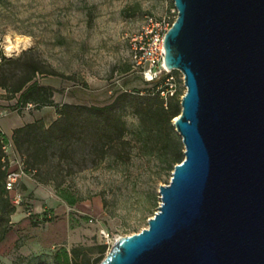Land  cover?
<instances>
[{
    "label": "water",
    "instance_id": "95a60500",
    "mask_svg": "<svg viewBox=\"0 0 264 264\" xmlns=\"http://www.w3.org/2000/svg\"><path fill=\"white\" fill-rule=\"evenodd\" d=\"M185 158L148 226L100 264H264V0H173Z\"/></svg>",
    "mask_w": 264,
    "mask_h": 264
},
{
    "label": "rangeland",
    "instance_id": "374dc122",
    "mask_svg": "<svg viewBox=\"0 0 264 264\" xmlns=\"http://www.w3.org/2000/svg\"><path fill=\"white\" fill-rule=\"evenodd\" d=\"M174 7L173 0H0V49L14 57L33 47L53 68L75 75V80L40 77L43 84L56 89V102L104 105L119 91L145 86L144 78L133 68L132 38L148 15L161 17ZM10 37L11 42L7 40ZM126 65H131V70L122 72ZM178 73L173 72L176 86L185 94L184 76ZM29 108L30 114L40 116L46 124L57 117L55 107L39 112ZM126 119L130 126L137 123L132 115ZM9 159L11 166H20L19 155L9 154ZM172 172L165 173L153 161L134 157L127 166L106 164L74 175L68 180L70 190L86 200L104 197L102 214L91 223L74 215L70 222L57 216L50 223L23 228L27 254L21 247L0 251V264H54V251L69 241L94 246L104 243L101 230L113 239L140 232L157 211L159 187L170 182ZM28 210L32 212L31 207ZM59 227H65L66 232L61 243L57 241L62 239V231L53 236Z\"/></svg>",
    "mask_w": 264,
    "mask_h": 264
},
{
    "label": "trees",
    "instance_id": "16d2710c",
    "mask_svg": "<svg viewBox=\"0 0 264 264\" xmlns=\"http://www.w3.org/2000/svg\"><path fill=\"white\" fill-rule=\"evenodd\" d=\"M131 70L126 65L122 72ZM167 77L145 81L143 88L122 90L110 103L77 104L55 101L56 89L40 81L42 76H57L75 80V75H66L43 60L35 48L23 50L18 56L9 57L0 49L1 97L16 100L10 105L21 113L32 105L35 110L55 107L57 117L46 124L42 119L25 123L13 130L11 140L0 132V247L13 229L12 215L17 205L6 188L8 174L16 170L11 166L6 147L13 145L20 156L25 173L38 183L51 186L56 194L70 206L86 200L70 190L69 178L87 170L109 166L130 165L134 157L154 162L165 173L174 170L183 161L184 144L177 133L173 120L181 113L183 90ZM178 77V76H177ZM171 94L162 91L170 89ZM137 119L130 126L126 117ZM103 208L106 200L101 197ZM157 204V201H155ZM28 210V207H26ZM30 212V210H28ZM46 209L42 218L31 213L32 225L50 222ZM93 219H90L92 222ZM21 238V237H19ZM102 238V235H101ZM21 242L14 245L20 249ZM109 246L100 242L94 246L58 247L53 253L54 264H100ZM98 253L94 257L92 254Z\"/></svg>",
    "mask_w": 264,
    "mask_h": 264
},
{
    "label": "crops",
    "instance_id": "0c3cea01",
    "mask_svg": "<svg viewBox=\"0 0 264 264\" xmlns=\"http://www.w3.org/2000/svg\"><path fill=\"white\" fill-rule=\"evenodd\" d=\"M3 93L4 90L0 88V132L4 133L11 140L13 130L16 127L22 126L25 123L32 122L36 119H41V117H34L30 114V108L28 107L21 113L16 110H12L10 105L14 104L16 100H6L2 98L1 94ZM37 112H39V110ZM7 152H10L9 154H13V156L18 155L12 144L9 145ZM13 167L18 168L17 165H14ZM18 190L22 193V201L19 205H17V210L12 215L13 229L9 232L6 239L2 243L0 247L1 252L10 250L14 247L17 241L22 240L21 252L23 254H27L24 253V250H28V244L27 241L24 240L23 233L25 231L23 228L33 226L29 219V215L31 213L39 215L40 218H42L46 209H53V211L48 214L49 217H53V220H56L57 216H62L70 222V219H73L72 216L74 215L79 219H84L91 223L90 219L99 217L104 211L101 197L96 196L92 199L79 202L74 206H70L56 194L53 187L38 183L27 173L20 178L18 182ZM26 207H31L32 212L26 210ZM73 211L76 213H72ZM50 222H45V224ZM61 231L63 232V236L61 240L57 241L58 243L66 240L65 227H59V229H56L53 236L59 235ZM75 245L76 244H74V242L70 243V241L68 245L63 244V246H66L68 249Z\"/></svg>",
    "mask_w": 264,
    "mask_h": 264
},
{
    "label": "built area",
    "instance_id": "2783aa9c",
    "mask_svg": "<svg viewBox=\"0 0 264 264\" xmlns=\"http://www.w3.org/2000/svg\"><path fill=\"white\" fill-rule=\"evenodd\" d=\"M178 15V9L174 7L169 14L161 17L148 15L142 26L141 31L132 38L131 53L133 59V68L142 75L146 81H154L162 77L168 76V81L173 79L171 70L165 65V44L164 38L167 31L172 27ZM174 84H170V89L162 91L163 95H167L168 91L172 94ZM32 107L29 104L28 108ZM25 174L23 164L11 171L6 179V188L11 192L12 201L15 205H19L22 201V193L18 190V182ZM92 221V220H91ZM104 243L109 247L113 245L117 239H113L110 233L101 230Z\"/></svg>",
    "mask_w": 264,
    "mask_h": 264
},
{
    "label": "clouds",
    "instance_id": "9594fccd",
    "mask_svg": "<svg viewBox=\"0 0 264 264\" xmlns=\"http://www.w3.org/2000/svg\"><path fill=\"white\" fill-rule=\"evenodd\" d=\"M9 42H11V37L7 39Z\"/></svg>",
    "mask_w": 264,
    "mask_h": 264
},
{
    "label": "bare ground",
    "instance_id": "6f19581e",
    "mask_svg": "<svg viewBox=\"0 0 264 264\" xmlns=\"http://www.w3.org/2000/svg\"><path fill=\"white\" fill-rule=\"evenodd\" d=\"M118 239H119V238H118ZM118 239H117V240H118Z\"/></svg>",
    "mask_w": 264,
    "mask_h": 264
}]
</instances>
